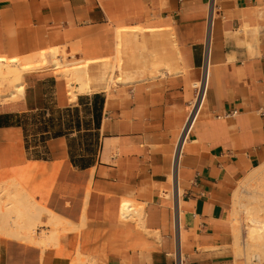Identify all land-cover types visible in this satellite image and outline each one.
I'll return each mask as SVG.
<instances>
[{"label":"crops","instance_id":"obj_1","mask_svg":"<svg viewBox=\"0 0 264 264\" xmlns=\"http://www.w3.org/2000/svg\"><path fill=\"white\" fill-rule=\"evenodd\" d=\"M210 4L0 0V74L11 79L0 78V114L84 108L99 136L87 152L73 147L76 126L33 144L24 123L0 126V264H174L177 252L185 264H248L234 210L243 181L264 166V0H215L212 17ZM56 49L90 61L89 89L68 92L50 69L6 73ZM115 58L114 84L91 83L90 63ZM55 216L65 227L38 242Z\"/></svg>","mask_w":264,"mask_h":264},{"label":"rangeland","instance_id":"obj_2","mask_svg":"<svg viewBox=\"0 0 264 264\" xmlns=\"http://www.w3.org/2000/svg\"><path fill=\"white\" fill-rule=\"evenodd\" d=\"M54 51H56V54H53V52H51L50 58L47 54L44 53V56L48 61V64L46 66H38L24 71H29L36 68L50 69L57 76L66 78L69 92L71 89L70 85L73 84V86L77 87L79 85V81L73 80L72 82L65 75L56 73L53 65L54 59L56 58L61 63H64V65L68 66H71L72 64H83L84 62L90 61L69 60L65 51H61L59 49H56ZM121 62L122 61L119 58H115L114 60L104 59L101 60L100 63L98 61L91 62L89 65L91 83L103 81L105 82V87H109L114 84V81L116 80L115 70L120 68ZM96 64L98 68L94 66ZM5 65V70L9 67L12 68V65ZM6 73L8 75H17L13 70H8ZM20 73L22 72L20 71ZM0 78L2 81L11 82V79L3 78V75L1 74ZM13 85H15V83ZM16 120H20L24 123L26 132L29 136L28 138L30 140V144H33L36 141L38 142L42 139L52 137L56 133H67L68 129L76 126L80 131L76 134V140H78V143L76 144V146H73L74 148H85L87 152H93L94 149H96L99 145L98 132L96 130H93L90 112L84 108H77L74 111H61L55 108L54 110L49 111H41L22 115L18 114V117L14 118V121ZM263 181L264 166L256 169L250 177L243 181L244 190L241 191L236 201L234 210V226L237 234V254L238 256L243 257L248 262V264H264ZM254 217H258L262 221V223H256L257 221L253 220ZM50 224L54 226V229L51 232L53 238H51L50 240H45V238H42L38 242L47 244V242L55 240L56 236L59 234V229L61 227H65L64 220L58 216L52 218L50 220Z\"/></svg>","mask_w":264,"mask_h":264},{"label":"built area","instance_id":"obj_3","mask_svg":"<svg viewBox=\"0 0 264 264\" xmlns=\"http://www.w3.org/2000/svg\"><path fill=\"white\" fill-rule=\"evenodd\" d=\"M214 1L215 0H211L210 16L212 15V9L214 8ZM211 17H210V24H211ZM208 77H209V64H208V58H206V62H205V65H204L203 78L199 82L200 83L199 85L196 84V89H197L196 100H195V102L193 104V107L191 109L190 116L188 118V122L186 124L185 129H184L183 135L181 136V138H180V140H179V142L177 144L176 150L174 152V157H173V176H174L175 179H176V175H177V168H178L180 156H181V153H182V147H183V142H184V138H185L184 134H185L186 130H189L192 127V125L194 124V122H195V120H196V118H197V116L199 114V111H200V109L202 107L203 100H204L205 93H206ZM196 107H198V109H197V112H196V114L194 116V113L196 111ZM237 112L238 111L236 109H233V110L227 112L225 114V116H234V115L237 114ZM263 114H264V112H263ZM175 185L177 186L176 182H175ZM174 209H175V226H176V228L178 230L180 228L181 216H180V213H179V207H178L177 203H175ZM174 264H185L182 255H180V253H178V252L175 254Z\"/></svg>","mask_w":264,"mask_h":264},{"label":"bare ground","instance_id":"obj_4","mask_svg":"<svg viewBox=\"0 0 264 264\" xmlns=\"http://www.w3.org/2000/svg\"><path fill=\"white\" fill-rule=\"evenodd\" d=\"M54 52L56 53V51H54ZM46 64H47V60H46V57L44 56V54H41L40 58L36 62H26V63L22 64L21 65V70L20 69L19 70L18 69L13 70L15 72V74H17L16 75V80L20 79V71L28 70L30 68H35V67H38V66H44ZM54 64H55L56 68L58 67V69H59L58 71L60 73L69 75L70 76L69 79H72L71 81H73V80L79 81V83H81L80 90H85L86 88H88V85H86V83H85V79H86L85 78L86 77V64L87 63L83 64V65L82 64H77V65H73L72 64L71 66H68V65L61 64L57 59H55L54 60ZM2 65H3V59H0V70H1ZM199 84L200 83H197V85H199ZM23 90H24V87H23L22 83H20L18 85V87L16 88L15 94L11 98L21 96L22 93H23ZM71 96H72V99H75L77 95L75 94V92H73V95H71ZM197 109H198V107H196V111L194 113V116H195V114L197 112ZM86 181H87V178H86ZM253 220L257 221L256 223H259V224L262 223V221L258 217H254ZM51 238H53L52 235H49V236L45 237V240H50Z\"/></svg>","mask_w":264,"mask_h":264},{"label":"trees","instance_id":"obj_5","mask_svg":"<svg viewBox=\"0 0 264 264\" xmlns=\"http://www.w3.org/2000/svg\"><path fill=\"white\" fill-rule=\"evenodd\" d=\"M97 97L99 98L100 95H96V98ZM15 117H18V114H15V113L0 114V126H9V125H16V124L20 125L21 123H23L20 120L14 121ZM58 134H61V133H56L55 135H58Z\"/></svg>","mask_w":264,"mask_h":264}]
</instances>
